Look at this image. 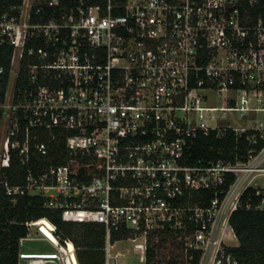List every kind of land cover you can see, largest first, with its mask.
I'll use <instances>...</instances> for the list:
<instances>
[{
	"label": "built area",
	"instance_id": "1",
	"mask_svg": "<svg viewBox=\"0 0 264 264\" xmlns=\"http://www.w3.org/2000/svg\"><path fill=\"white\" fill-rule=\"evenodd\" d=\"M0 49L7 194H36L64 221L101 224L105 264H120L111 247L124 238L140 264H239L230 217L264 212V144L246 159L186 158L211 131L264 140V0H22L0 11ZM228 113L247 122L224 123ZM59 143L99 158L100 173L83 179L53 163ZM13 159L21 180L10 184L2 166ZM167 237L178 250L165 261ZM29 238L18 259L79 264L72 241L24 251Z\"/></svg>",
	"mask_w": 264,
	"mask_h": 264
},
{
	"label": "trees",
	"instance_id": "2",
	"mask_svg": "<svg viewBox=\"0 0 264 264\" xmlns=\"http://www.w3.org/2000/svg\"><path fill=\"white\" fill-rule=\"evenodd\" d=\"M22 0H0V11L10 5L20 4ZM6 52L9 50L6 49ZM2 50L0 49V55ZM0 63L7 65L8 59ZM247 133L241 137L233 130H226L224 135L217 136L215 131L209 134H200L196 138L195 146L188 152L186 162L194 164L198 159L203 163L209 160L246 159L247 151H258L264 140L258 139L256 144H249L245 140ZM53 163H67L71 172L83 179H89L100 173L102 161L91 155H68L66 147L61 143L51 149ZM5 180L10 184L18 183L21 178L18 173L21 167L16 160L10 165H3ZM212 196L207 193L204 197L208 200ZM195 194V201H198ZM246 198L244 195L243 199ZM15 199V200H13ZM46 219L55 226L54 235L62 243L64 240L73 242L79 264H105V231L101 224L74 223L64 221L61 211L51 209L43 204V199L36 194L12 196L7 194L0 184V264H18V241L28 235L27 222ZM238 245L233 251L239 259V264H264V212L240 208L230 217ZM126 235V234H124ZM120 238L112 233L111 241ZM147 259H151V249L147 251Z\"/></svg>",
	"mask_w": 264,
	"mask_h": 264
},
{
	"label": "rangeland",
	"instance_id": "3",
	"mask_svg": "<svg viewBox=\"0 0 264 264\" xmlns=\"http://www.w3.org/2000/svg\"><path fill=\"white\" fill-rule=\"evenodd\" d=\"M219 94L220 96L223 95L222 93H219ZM213 104L218 107L225 105L222 99L214 100ZM228 114L229 115H227L224 119V123L238 125V124H243L247 122L246 119L241 120L238 115H235V114L230 115V113ZM257 119L259 122H263L264 113L260 112L257 115ZM258 182L262 184V180H258ZM38 227L39 226L35 224L28 226V231H29L28 237L30 238L24 241L22 250L31 251V252H51L54 250L58 251V246L55 249L50 242L43 239L44 238V236L42 235L43 233L40 232ZM133 243L134 242L124 238L114 243V245L111 247V252L113 254L119 252V256L117 260L120 264H140L137 260V256L134 254L133 247H132ZM230 243L233 246L237 245L236 239H233ZM61 244H64V242H62ZM177 250L178 249L176 248L174 242H172V239L167 237V240L165 242L160 243V247L158 251L160 253L159 255L161 259H164L166 261L168 260V257L170 258V260H172ZM18 261L20 264H29V261L27 260L18 259ZM32 261L35 262L36 260L33 259Z\"/></svg>",
	"mask_w": 264,
	"mask_h": 264
},
{
	"label": "bare ground",
	"instance_id": "4",
	"mask_svg": "<svg viewBox=\"0 0 264 264\" xmlns=\"http://www.w3.org/2000/svg\"><path fill=\"white\" fill-rule=\"evenodd\" d=\"M33 224L38 225L40 228V231L53 243H57V239L52 234L51 230V223L48 222L46 219L42 218L40 220L34 221ZM42 257V256H40ZM76 260V259H75Z\"/></svg>",
	"mask_w": 264,
	"mask_h": 264
},
{
	"label": "crops",
	"instance_id": "5",
	"mask_svg": "<svg viewBox=\"0 0 264 264\" xmlns=\"http://www.w3.org/2000/svg\"><path fill=\"white\" fill-rule=\"evenodd\" d=\"M44 240H47L45 237L43 238ZM48 241V240H47ZM237 241V245H238V240H236ZM49 242V241H48ZM236 245V246H237ZM53 246V245H52ZM55 251V250H54ZM19 262V261H18ZM20 264V263H19Z\"/></svg>",
	"mask_w": 264,
	"mask_h": 264
}]
</instances>
